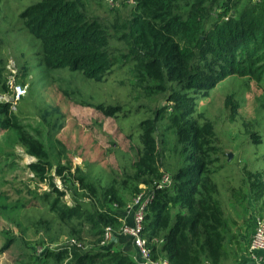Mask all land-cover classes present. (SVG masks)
<instances>
[{
	"label": "trees",
	"instance_id": "obj_1",
	"mask_svg": "<svg viewBox=\"0 0 264 264\" xmlns=\"http://www.w3.org/2000/svg\"><path fill=\"white\" fill-rule=\"evenodd\" d=\"M240 1L221 0V9L214 16L216 0H122L129 12L111 22L89 16L84 0H36L21 11L23 26L39 41L44 67L68 68L101 81L119 61H129L135 85L166 93V105L157 108L153 118L139 123L140 145L131 169L122 167L123 176L101 188L71 160L65 165L53 164L43 143L12 119L13 101H0V128L14 130L24 151L35 158L27 164L29 170L50 187L39 200L58 221L55 226L53 219L33 223L51 243L42 248V259L35 264H141L129 251L109 248L110 242L99 244L106 226L121 225V208L142 191L141 184L154 190L143 229L152 260L165 259L170 264L237 262L242 242L231 228L234 221L227 215L225 203H264V156L262 167L255 163L257 159L236 167L231 177L236 183L224 187L219 171L227 163H221L220 156L226 159L227 155L216 141L213 122L206 116L198 121L194 108L207 86L229 76L264 90V0H245L239 6ZM111 37L124 43L123 51L112 48ZM10 89L3 84L2 92L11 95ZM239 97L225 100L233 115L239 114ZM96 107L108 116H116L121 108ZM263 108L264 92L257 111ZM158 120H165L166 129L174 133L180 159L170 168L171 183L161 189L154 184L165 173L155 136ZM245 132L254 144L264 145V134L251 127ZM55 175L63 189L56 185ZM29 192L37 195L34 190ZM66 192L72 205L62 199ZM53 226L58 230L66 227V231L52 233ZM85 227L92 237L87 244L82 238ZM62 234L66 240L54 246Z\"/></svg>",
	"mask_w": 264,
	"mask_h": 264
},
{
	"label": "rangeland",
	"instance_id": "obj_2",
	"mask_svg": "<svg viewBox=\"0 0 264 264\" xmlns=\"http://www.w3.org/2000/svg\"><path fill=\"white\" fill-rule=\"evenodd\" d=\"M35 1L0 0V101L3 100L1 95L7 94L2 92L3 84L10 87L12 93L13 85L24 86L23 95L12 102L11 111L15 115L12 119L22 125L28 135L43 143L53 164L65 165L71 160L73 166L79 165L87 171L93 184L101 188L114 178L120 179L122 167L131 169L130 163L137 157L140 145L139 123L153 118L155 110L166 105V93L150 92L135 85L129 61H119L101 81L86 78L81 72L68 68L44 67L39 41L26 30L20 18L21 11ZM244 1H240L239 6ZM121 2L84 0V5L89 16L111 22L127 16L129 5L124 7ZM220 5L221 0L213 4L214 16L220 11ZM110 40L112 48L123 51L122 41L114 37ZM263 92V88L254 83L229 76L207 86L195 101V118L201 122L206 116L213 122L216 141L221 152L227 155L226 159L223 154L220 156L221 163H227V167L219 171L224 187L236 183L231 178L232 172L243 162L248 164L257 159L254 162H259L262 167L264 145L254 144L245 131L251 127L264 134V108L257 111ZM228 96L241 98L239 114L230 113L225 103ZM98 104L120 105L121 108L116 116H108L97 109ZM166 124L165 120H158L155 136L161 170L171 173L170 168L180 162L179 145L172 130L166 129ZM34 160L24 151L14 130L0 128V264H35L42 259V248L51 245L46 233L33 225L42 218L53 219L54 226L58 222L39 200L42 192L50 187L46 182H39L29 170L27 164ZM51 174H54L53 169ZM214 178L217 179V175ZM54 180L63 189L60 178L55 175ZM139 188L145 190L146 186L141 184ZM29 190L36 191L37 195ZM221 193L224 197L223 190ZM122 194L128 197L124 190ZM62 199L68 205L73 204L68 192ZM132 199L129 198L121 211H126L125 207L132 203ZM225 210L234 221L232 230L237 233H252L256 219L264 218V203L261 201H248L245 206L225 203ZM130 214L132 218L131 211ZM54 226L52 233L66 231V227L61 226L58 230ZM113 229L109 248L124 249L127 238L133 245L130 237L119 234L118 227ZM82 235L86 244L91 241L87 227ZM64 237L67 238L60 235L53 245L63 243ZM8 240L10 243L6 245ZM137 260L140 261L139 255Z\"/></svg>",
	"mask_w": 264,
	"mask_h": 264
},
{
	"label": "built area",
	"instance_id": "obj_3",
	"mask_svg": "<svg viewBox=\"0 0 264 264\" xmlns=\"http://www.w3.org/2000/svg\"><path fill=\"white\" fill-rule=\"evenodd\" d=\"M255 1V0H253ZM25 92L24 86L18 84L13 85V99L11 101L19 99L21 95ZM2 101L10 100L9 95H1ZM171 175L169 173H164L162 176L154 181L155 187L158 189L164 188L171 183ZM145 188V187H144ZM154 190L146 188L139 192L136 196L133 197L132 203L125 207L126 211L132 212L131 222L124 221L118 227L119 234H125L131 238L132 244L138 252L140 263L141 264H170L165 259L152 260L150 257V251L145 245L143 238V229H144V216L146 211L153 200ZM121 220V221H122ZM114 236V229L111 226H106L101 235L100 245H107ZM74 242V240H72ZM260 252L264 253V218H257L255 221L253 233L250 237L248 244V253L249 255L260 263L264 261V258L260 256ZM209 264V263H203Z\"/></svg>",
	"mask_w": 264,
	"mask_h": 264
},
{
	"label": "crops",
	"instance_id": "obj_4",
	"mask_svg": "<svg viewBox=\"0 0 264 264\" xmlns=\"http://www.w3.org/2000/svg\"><path fill=\"white\" fill-rule=\"evenodd\" d=\"M121 214H122L121 217L125 221L131 222L132 218H131V214H130L129 211L128 212L121 211ZM234 232H236V231H234ZM252 233L251 232L250 233L249 232L246 233V232H243V231H241L240 233L238 232V238L242 242V252L240 253L237 262L232 263V264H264V261H262L260 263H257V261H255L248 253V248L247 247H248V242L250 240V237H251ZM127 239H128V243H125V245H124L125 247H122V248H124L123 250H125V251H129L132 254V257H134V259L137 260L138 255L136 254L135 247L129 243V238H127ZM259 254H260V256L262 258H264V253L263 252H260Z\"/></svg>",
	"mask_w": 264,
	"mask_h": 264
},
{
	"label": "water",
	"instance_id": "obj_5",
	"mask_svg": "<svg viewBox=\"0 0 264 264\" xmlns=\"http://www.w3.org/2000/svg\"><path fill=\"white\" fill-rule=\"evenodd\" d=\"M9 98H10V100H12L13 99V95H9Z\"/></svg>",
	"mask_w": 264,
	"mask_h": 264
}]
</instances>
